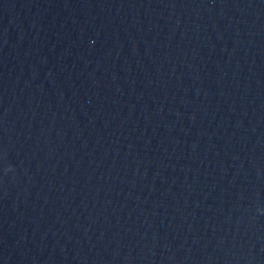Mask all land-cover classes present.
Instances as JSON below:
<instances>
[{
	"label": "water",
	"instance_id": "obj_1",
	"mask_svg": "<svg viewBox=\"0 0 264 264\" xmlns=\"http://www.w3.org/2000/svg\"><path fill=\"white\" fill-rule=\"evenodd\" d=\"M0 264H264V0H0Z\"/></svg>",
	"mask_w": 264,
	"mask_h": 264
}]
</instances>
